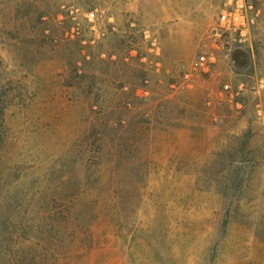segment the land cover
Returning a JSON list of instances; mask_svg holds the SVG:
<instances>
[{"label": "rangeland", "instance_id": "374dc122", "mask_svg": "<svg viewBox=\"0 0 264 264\" xmlns=\"http://www.w3.org/2000/svg\"><path fill=\"white\" fill-rule=\"evenodd\" d=\"M231 8L0 0V264H264V0Z\"/></svg>", "mask_w": 264, "mask_h": 264}, {"label": "built area", "instance_id": "2783aa9c", "mask_svg": "<svg viewBox=\"0 0 264 264\" xmlns=\"http://www.w3.org/2000/svg\"><path fill=\"white\" fill-rule=\"evenodd\" d=\"M232 7L229 10H225L220 18V26L231 30L239 29L244 33L246 30L247 19L245 15V9L247 6L253 3V0H230Z\"/></svg>", "mask_w": 264, "mask_h": 264}, {"label": "trees", "instance_id": "16d2710c", "mask_svg": "<svg viewBox=\"0 0 264 264\" xmlns=\"http://www.w3.org/2000/svg\"><path fill=\"white\" fill-rule=\"evenodd\" d=\"M1 57H0V63H1ZM0 104H2L1 108H0V111L2 112V114L4 113L6 107L8 106L9 104V94L5 93L2 95L0 94Z\"/></svg>", "mask_w": 264, "mask_h": 264}]
</instances>
